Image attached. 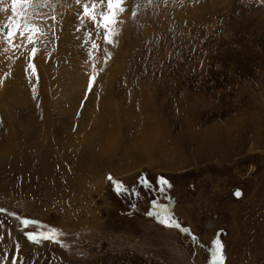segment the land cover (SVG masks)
Listing matches in <instances>:
<instances>
[{"label": "rangeland", "instance_id": "rangeland-1", "mask_svg": "<svg viewBox=\"0 0 264 264\" xmlns=\"http://www.w3.org/2000/svg\"><path fill=\"white\" fill-rule=\"evenodd\" d=\"M84 2L28 8L43 35L9 43L0 0V264H212L216 236L264 264V0H125L114 44Z\"/></svg>", "mask_w": 264, "mask_h": 264}, {"label": "snow or ice", "instance_id": "snow-or-ice-1", "mask_svg": "<svg viewBox=\"0 0 264 264\" xmlns=\"http://www.w3.org/2000/svg\"><path fill=\"white\" fill-rule=\"evenodd\" d=\"M12 2V16L9 17L10 27L7 28L6 39L9 43H12L17 35L21 39H27L29 43H35L33 40L34 36L43 35L40 32L39 27L35 24L28 23H17L13 17L20 16L24 21H27V9L28 8H37L43 6V0H11ZM78 4L82 2V0H76ZM125 0H86L83 3V12L80 15V19L83 22L85 19L90 21L92 25V29L95 31L97 38H101V33H103L102 39L106 44H114V37L118 35L114 30L116 26H118L122 21L119 19L120 15L126 10L124 7ZM100 6L99 8L97 6ZM2 30V29H0ZM89 38H91V33H89ZM92 47L94 49L99 50L100 46L93 42ZM33 57L36 55V49L32 50ZM91 55V53H89ZM110 56L111 54L108 53ZM31 70L32 73H36L37 69L35 64H29L28 68L25 69L27 72ZM37 80L39 76L37 74ZM96 77L91 76L88 84V92L92 91L93 82ZM109 180L113 178L111 176L108 177ZM140 182L145 185L151 192L155 193L156 189L153 184L150 183L147 177H141ZM116 186L117 192H127L128 189L124 187V185L120 182H114ZM157 183L160 185L158 192L161 196L165 195V186L167 188H171V183L164 177H159ZM139 195V194H137ZM235 195L240 196L241 193L237 191ZM152 205L154 210L150 211L148 215L156 217L161 224L169 228H177L182 232L188 233V228H182L179 221L176 220L167 207V205L159 204L157 201L153 200ZM6 212L5 209L0 208V213ZM10 215H15V213H11ZM21 223L27 227L29 225H38L43 228L46 227L44 225H39V222L36 220H28L23 219ZM57 229L48 228L47 231H29L26 233L27 238L35 244H40L42 241H52L56 240L57 235H61ZM59 243V241H56ZM214 251L212 253V264H224V255H223V244L219 239L214 241Z\"/></svg>", "mask_w": 264, "mask_h": 264}, {"label": "bare ground", "instance_id": "bare-ground-1", "mask_svg": "<svg viewBox=\"0 0 264 264\" xmlns=\"http://www.w3.org/2000/svg\"><path fill=\"white\" fill-rule=\"evenodd\" d=\"M65 0H44V6L49 9L50 12H57L59 6H64L62 2Z\"/></svg>", "mask_w": 264, "mask_h": 264}, {"label": "water", "instance_id": "water-1", "mask_svg": "<svg viewBox=\"0 0 264 264\" xmlns=\"http://www.w3.org/2000/svg\"><path fill=\"white\" fill-rule=\"evenodd\" d=\"M217 239H219L218 236L215 237L214 241L217 240ZM212 244H213V251H214V247H215L214 246V242H212Z\"/></svg>", "mask_w": 264, "mask_h": 264}, {"label": "flooded vegetation", "instance_id": "flooded-vegetation-1", "mask_svg": "<svg viewBox=\"0 0 264 264\" xmlns=\"http://www.w3.org/2000/svg\"><path fill=\"white\" fill-rule=\"evenodd\" d=\"M214 242V241H213ZM212 248H213V244H212Z\"/></svg>", "mask_w": 264, "mask_h": 264}]
</instances>
